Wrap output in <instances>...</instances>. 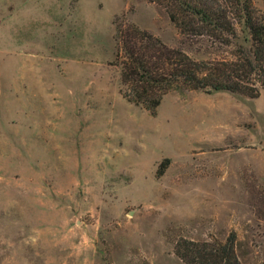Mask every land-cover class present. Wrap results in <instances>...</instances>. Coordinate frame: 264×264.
Returning <instances> with one entry per match:
<instances>
[{
  "label": "rangeland",
  "instance_id": "obj_1",
  "mask_svg": "<svg viewBox=\"0 0 264 264\" xmlns=\"http://www.w3.org/2000/svg\"><path fill=\"white\" fill-rule=\"evenodd\" d=\"M162 3L0 0V264H185L181 239L234 232L264 264V91H173L156 115L122 95L119 25L232 57Z\"/></svg>",
  "mask_w": 264,
  "mask_h": 264
},
{
  "label": "trees",
  "instance_id": "obj_2",
  "mask_svg": "<svg viewBox=\"0 0 264 264\" xmlns=\"http://www.w3.org/2000/svg\"><path fill=\"white\" fill-rule=\"evenodd\" d=\"M161 5L162 0H153ZM172 21L213 47L233 48L232 57L199 61L135 24L118 26L122 95L154 115L173 92H230L259 98L264 91V11L253 0H169ZM249 35H239L238 25ZM234 232L227 241L181 239L176 255L185 264H244Z\"/></svg>",
  "mask_w": 264,
  "mask_h": 264
}]
</instances>
